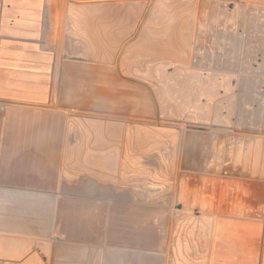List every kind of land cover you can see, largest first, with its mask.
<instances>
[{"label":"crops","instance_id":"1","mask_svg":"<svg viewBox=\"0 0 264 264\" xmlns=\"http://www.w3.org/2000/svg\"><path fill=\"white\" fill-rule=\"evenodd\" d=\"M0 264H264V0H0Z\"/></svg>","mask_w":264,"mask_h":264}]
</instances>
